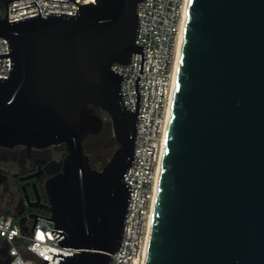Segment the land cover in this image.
<instances>
[{
    "label": "water",
    "instance_id": "water-1",
    "mask_svg": "<svg viewBox=\"0 0 264 264\" xmlns=\"http://www.w3.org/2000/svg\"><path fill=\"white\" fill-rule=\"evenodd\" d=\"M12 1L0 0L8 51L0 58H9L0 78V146L65 152L43 185L45 205L32 183L20 187L26 205L48 214L27 215L30 232L36 218L49 221L56 243L76 250L52 254L56 264L110 263L128 205L123 178L139 99L135 77L129 112L122 76L110 67L136 53L141 73L146 47L134 41L142 0H70L73 16L43 18L33 2L38 15L7 22ZM94 110L106 115L116 144L99 171L82 149L102 128ZM143 264H264V0H188Z\"/></svg>",
    "mask_w": 264,
    "mask_h": 264
},
{
    "label": "built area",
    "instance_id": "built-area-1",
    "mask_svg": "<svg viewBox=\"0 0 264 264\" xmlns=\"http://www.w3.org/2000/svg\"><path fill=\"white\" fill-rule=\"evenodd\" d=\"M10 1V0H9ZM62 1V2H51ZM16 0L6 4V20L12 22L32 16L46 17L48 13L73 16L77 6L70 0ZM68 1V2H67ZM33 2L36 5L33 6ZM66 2V3H63ZM79 5L92 4L93 0H73ZM186 0H142L136 9L138 33L134 41L143 53L141 73H138L140 55L133 53L130 64H113L112 72L122 76L120 94L129 112H134L135 77L138 92V110L135 131L133 162L128 168L123 183L129 186L128 205L119 249L109 255L107 264H142L143 248L148 228V219L154 195L158 159L162 148L166 107L171 89L173 57L176 39L181 27L182 12ZM32 6V7H29ZM28 7V8H25ZM24 8V9H21ZM20 9V10H17ZM16 10V11H13ZM12 11V12H9ZM5 15L1 9L0 18ZM5 40L0 39V55L8 54ZM9 58H0V78L6 79ZM39 216L48 218V214ZM24 223L21 229L18 218L0 214V260L6 264H56L52 254L71 256L76 250L60 247L49 233L52 224L36 218ZM50 253V254H49ZM43 259V260H42Z\"/></svg>",
    "mask_w": 264,
    "mask_h": 264
},
{
    "label": "flooded vegetation",
    "instance_id": "flooded-vegetation-1",
    "mask_svg": "<svg viewBox=\"0 0 264 264\" xmlns=\"http://www.w3.org/2000/svg\"><path fill=\"white\" fill-rule=\"evenodd\" d=\"M2 7V5L0 4ZM98 112L94 110V113ZM108 127V125H107ZM109 127L96 134H89L82 140L83 154L87 157L91 169L99 171L101 167L95 168L92 163L95 160L94 154L99 153L100 147H105V143L113 141ZM114 142V141H113ZM65 156L63 147L53 148H33L14 145L12 147L0 146V214L17 215L24 218V223L28 222L29 214L40 215L44 211L25 204L21 186L32 183L37 197L41 204L46 203L43 185L47 179L54 175L52 163L60 162ZM110 158V157H109ZM108 161V160H107ZM4 257L0 264L4 263ZM6 262V261H5Z\"/></svg>",
    "mask_w": 264,
    "mask_h": 264
},
{
    "label": "bare ground",
    "instance_id": "bare-ground-1",
    "mask_svg": "<svg viewBox=\"0 0 264 264\" xmlns=\"http://www.w3.org/2000/svg\"><path fill=\"white\" fill-rule=\"evenodd\" d=\"M187 3H188V0H186V4H185L183 12H182L181 27H180L178 37H177L176 43H175L174 57H173V72H172V79H171V89H170V93H169L170 95H169V99H168V103H167V107H166V121H165L164 129H163L162 148L160 151V156L158 159V166L156 169L153 202H152L151 211H150V215H149V219H148V228H147V234H146L144 248H143L142 264L144 263V257H145V252H146V248H147L148 235H149L150 226H151V219H152L153 208H154V199H155V195H156L157 181H158L160 163H161V158H162L164 139H165V135H166L167 124H168V119H169V114H170V109H171V103H172V98H173V92H174V87H175V81H176V75H177V69H178V63H179V56H180L182 38H183V32H184V24H185V18H186V13H187Z\"/></svg>",
    "mask_w": 264,
    "mask_h": 264
},
{
    "label": "rangeland",
    "instance_id": "rangeland-1",
    "mask_svg": "<svg viewBox=\"0 0 264 264\" xmlns=\"http://www.w3.org/2000/svg\"><path fill=\"white\" fill-rule=\"evenodd\" d=\"M95 115L98 116V118L101 120L102 124L104 125V129L108 128L107 127V122L108 119L106 117V115L102 112H96ZM110 137V135H108V138ZM105 147H100L99 148V153H95L94 154V161L92 163V165L95 168H99L101 167L111 156L112 152L116 149V144L113 141H108L107 143L104 144ZM41 214H46L45 212L41 213Z\"/></svg>",
    "mask_w": 264,
    "mask_h": 264
},
{
    "label": "trees",
    "instance_id": "trees-1",
    "mask_svg": "<svg viewBox=\"0 0 264 264\" xmlns=\"http://www.w3.org/2000/svg\"><path fill=\"white\" fill-rule=\"evenodd\" d=\"M1 9H2V7L0 6V12H1Z\"/></svg>",
    "mask_w": 264,
    "mask_h": 264
}]
</instances>
